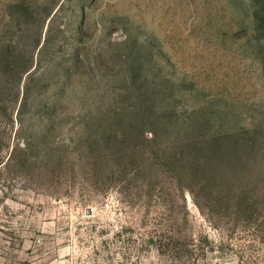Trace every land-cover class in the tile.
<instances>
[{
  "label": "rangeland",
  "instance_id": "obj_1",
  "mask_svg": "<svg viewBox=\"0 0 264 264\" xmlns=\"http://www.w3.org/2000/svg\"><path fill=\"white\" fill-rule=\"evenodd\" d=\"M0 89V264H264V0H0Z\"/></svg>",
  "mask_w": 264,
  "mask_h": 264
},
{
  "label": "trees",
  "instance_id": "obj_2",
  "mask_svg": "<svg viewBox=\"0 0 264 264\" xmlns=\"http://www.w3.org/2000/svg\"><path fill=\"white\" fill-rule=\"evenodd\" d=\"M33 65V61H30V63L24 68V71H28L31 66ZM3 90L0 89V93H2ZM18 96H19V91H18ZM22 106V105H21ZM200 166V163L198 162V160L196 158L191 159L189 161H185L182 162L181 165H176L175 167H177L176 169L178 170V176H180L181 174H192L191 178H194V176H196L194 173H192V171H197L198 167ZM240 202L238 203L239 205H237V208L239 209H244L245 211L248 210H252L254 208L253 202L249 199H245L243 197H240ZM247 202V203H245Z\"/></svg>",
  "mask_w": 264,
  "mask_h": 264
}]
</instances>
